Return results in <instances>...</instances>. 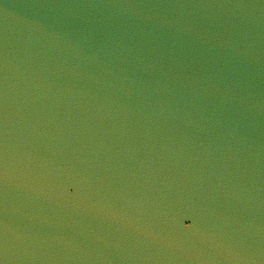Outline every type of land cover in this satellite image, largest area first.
Here are the masks:
<instances>
[{"label": "water", "instance_id": "95a60500", "mask_svg": "<svg viewBox=\"0 0 264 264\" xmlns=\"http://www.w3.org/2000/svg\"><path fill=\"white\" fill-rule=\"evenodd\" d=\"M0 264H264V204L0 199Z\"/></svg>", "mask_w": 264, "mask_h": 264}]
</instances>
